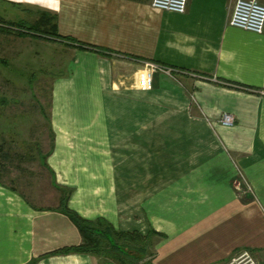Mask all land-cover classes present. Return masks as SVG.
<instances>
[{
  "label": "crops",
  "instance_id": "0c3cea01",
  "mask_svg": "<svg viewBox=\"0 0 264 264\" xmlns=\"http://www.w3.org/2000/svg\"><path fill=\"white\" fill-rule=\"evenodd\" d=\"M150 2L0 0L4 21L32 25L43 12L59 35L92 45L0 24V54L56 52L47 189L33 202L0 179V264H118L50 254L82 242L57 187L83 218L154 231L150 264H225L241 248L264 264V28L230 25L235 0H187L183 13ZM146 61L170 71L143 89ZM238 171L249 191L237 190Z\"/></svg>",
  "mask_w": 264,
  "mask_h": 264
},
{
  "label": "rangeland",
  "instance_id": "374dc122",
  "mask_svg": "<svg viewBox=\"0 0 264 264\" xmlns=\"http://www.w3.org/2000/svg\"><path fill=\"white\" fill-rule=\"evenodd\" d=\"M43 48L47 54L35 56L26 46L9 56L0 54V179L33 202L47 189L42 159L51 144L49 96L55 69L50 57L56 52ZM250 188L239 185V190Z\"/></svg>",
  "mask_w": 264,
  "mask_h": 264
},
{
  "label": "trees",
  "instance_id": "16d2710c",
  "mask_svg": "<svg viewBox=\"0 0 264 264\" xmlns=\"http://www.w3.org/2000/svg\"><path fill=\"white\" fill-rule=\"evenodd\" d=\"M1 23L17 26L18 29L15 31V34L18 36L32 35L45 39L62 40L85 48H91L92 46L81 43L71 37L59 35L53 16L43 12L40 15V19L32 25L15 24L14 22L4 21L0 18ZM42 164L46 166L45 155L43 156ZM57 188L60 190L58 210L75 224L82 236V242L78 245L64 246L53 250L50 254L82 252L105 257L116 261L118 264H137L141 260H147L144 262L150 264L148 259L153 254L150 247V236L154 231L149 230L147 234L141 235L136 230H116L102 217H97L94 220L83 218L67 206L70 189L64 187Z\"/></svg>",
  "mask_w": 264,
  "mask_h": 264
},
{
  "label": "built area",
  "instance_id": "2783aa9c",
  "mask_svg": "<svg viewBox=\"0 0 264 264\" xmlns=\"http://www.w3.org/2000/svg\"><path fill=\"white\" fill-rule=\"evenodd\" d=\"M153 8L159 10L173 11L183 13L186 8L187 0H151ZM229 24L243 30L262 33L264 28V3L258 0H235L232 13L229 18ZM146 69L138 76V84L141 88L150 87L152 74L156 71H170V68L151 61L145 62ZM234 117L230 113H222L220 123L224 126L233 124ZM236 187L239 190V182L248 186L244 175L238 171L236 178ZM241 251V252H239ZM225 264H258L255 256L249 249H240L233 254Z\"/></svg>",
  "mask_w": 264,
  "mask_h": 264
}]
</instances>
